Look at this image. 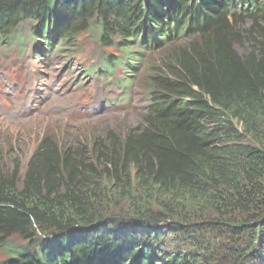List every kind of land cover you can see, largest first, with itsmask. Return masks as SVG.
Returning a JSON list of instances; mask_svg holds the SVG:
<instances>
[{
	"label": "trees",
	"instance_id": "obj_1",
	"mask_svg": "<svg viewBox=\"0 0 264 264\" xmlns=\"http://www.w3.org/2000/svg\"><path fill=\"white\" fill-rule=\"evenodd\" d=\"M194 1L0 0V31L30 17L66 37L93 22L126 53L171 42L138 127L90 148L45 137L23 179L0 177V264H203L198 249L264 264V3L231 22L219 0ZM180 31L194 37L172 42ZM136 189L149 197L136 217L114 213ZM167 234L191 249L161 244Z\"/></svg>",
	"mask_w": 264,
	"mask_h": 264
},
{
	"label": "rangeland",
	"instance_id": "obj_2",
	"mask_svg": "<svg viewBox=\"0 0 264 264\" xmlns=\"http://www.w3.org/2000/svg\"><path fill=\"white\" fill-rule=\"evenodd\" d=\"M250 23L244 21L246 26ZM25 26L29 27L30 22ZM85 36L81 34L74 47H66L61 53L52 49L49 54L44 49L38 53V49L33 48L35 43L28 40L16 47H0V106L21 101V106L13 109L18 111L17 119L0 115V177L16 173L23 179L31 156L45 137L59 145L81 143L90 148L93 141L109 130L123 135L142 123L148 104L145 86L150 87L146 82L155 64L161 62V50L147 53L138 78L124 91L101 77L103 72L99 68L94 74H86L87 65L97 67L105 55L118 52L112 46H102L95 34ZM36 54L41 56L37 58ZM121 75L117 69L115 76ZM30 80L35 88L29 89L28 96H23ZM122 200L115 199L123 204V210L117 208L114 213L136 217L129 208L135 202L144 204L149 197L136 189L130 200ZM161 244L191 249L172 234L162 237ZM197 252L203 264H215L216 260L209 253L199 249ZM5 256V251L0 249V260Z\"/></svg>",
	"mask_w": 264,
	"mask_h": 264
},
{
	"label": "clouds",
	"instance_id": "obj_3",
	"mask_svg": "<svg viewBox=\"0 0 264 264\" xmlns=\"http://www.w3.org/2000/svg\"><path fill=\"white\" fill-rule=\"evenodd\" d=\"M194 2L204 3L202 0H197V1H194ZM194 2H193V4H194ZM263 3H264V0H219V5L222 6L223 11L226 10L225 14H226L227 18L231 22H232V15L235 14V12L238 15H240L241 12L239 13V12L234 11V10H233V12H230V9L234 8L236 10V9L240 8L239 10L243 11V16L245 18H249L250 16H252L259 9V7H261V5ZM193 4L190 3V7L188 8L189 10H192V9L195 10V7L193 6ZM195 11L198 13L197 10H195ZM228 13H230L231 16ZM189 14H191V12H189ZM200 15H201V12H200ZM194 16L196 17V19H198V16L196 15V13L194 14ZM191 35H194V32L191 31ZM193 37L194 36H192V38ZM185 39H190L191 40V38H185ZM183 40L184 39H181L179 41H183ZM179 41L177 40L174 43L179 42ZM106 44L112 45L113 44L112 39L111 40H107ZM134 45L135 44H133V48L132 49H135V51L131 52V54H136V55L140 54L141 53V49H139L140 47H137V46H134ZM117 46L119 48H122L123 51H125L124 48L121 47L119 40H118ZM142 53H143V50H142ZM145 90H146V94L148 95V104L146 106V111H148V109H150L151 104L154 103V97H153V93L151 92L149 87L145 86Z\"/></svg>",
	"mask_w": 264,
	"mask_h": 264
},
{
	"label": "bare ground",
	"instance_id": "obj_4",
	"mask_svg": "<svg viewBox=\"0 0 264 264\" xmlns=\"http://www.w3.org/2000/svg\"><path fill=\"white\" fill-rule=\"evenodd\" d=\"M55 105H56V104H55ZM24 108H25V107H24ZM0 115H3V114L0 113ZM3 116H4V115H3ZM5 117H7V116H5ZM5 117H4V118H5Z\"/></svg>",
	"mask_w": 264,
	"mask_h": 264
}]
</instances>
